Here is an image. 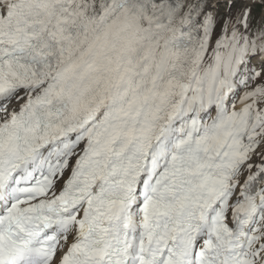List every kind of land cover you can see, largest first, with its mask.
I'll return each mask as SVG.
<instances>
[{"label":"snow or ice","instance_id":"snow-or-ice-1","mask_svg":"<svg viewBox=\"0 0 264 264\" xmlns=\"http://www.w3.org/2000/svg\"><path fill=\"white\" fill-rule=\"evenodd\" d=\"M0 264H264V0H0Z\"/></svg>","mask_w":264,"mask_h":264}]
</instances>
